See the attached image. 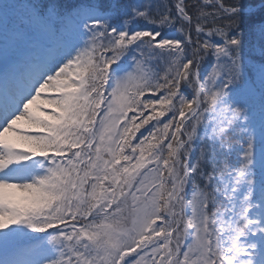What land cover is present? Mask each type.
Segmentation results:
<instances>
[{
  "label": "snow or ice",
  "instance_id": "snow-or-ice-1",
  "mask_svg": "<svg viewBox=\"0 0 264 264\" xmlns=\"http://www.w3.org/2000/svg\"><path fill=\"white\" fill-rule=\"evenodd\" d=\"M0 264H264V0H0Z\"/></svg>",
  "mask_w": 264,
  "mask_h": 264
},
{
  "label": "trees",
  "instance_id": "trees-1",
  "mask_svg": "<svg viewBox=\"0 0 264 264\" xmlns=\"http://www.w3.org/2000/svg\"><path fill=\"white\" fill-rule=\"evenodd\" d=\"M167 117L163 118V119H166ZM141 131H143V129H141ZM139 135V134H138Z\"/></svg>",
  "mask_w": 264,
  "mask_h": 264
}]
</instances>
